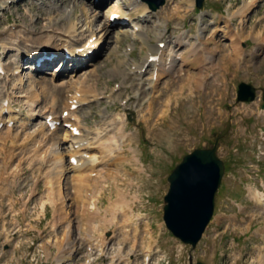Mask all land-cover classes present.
Instances as JSON below:
<instances>
[{"label": "rangeland", "instance_id": "1", "mask_svg": "<svg viewBox=\"0 0 264 264\" xmlns=\"http://www.w3.org/2000/svg\"><path fill=\"white\" fill-rule=\"evenodd\" d=\"M7 1L15 2L3 15L0 13V33L1 30L10 29L11 31V29L24 27L27 31L34 30L31 33V36H34L35 33H43V27L46 25H53L57 29L66 23L68 25L69 20H72L77 24L79 31H83L78 45L86 42L92 31L97 35L94 36L95 38L101 33L104 34V40L100 42V52L94 56L90 64L82 65L81 68L71 66L68 59L64 60L62 68L58 62L62 54L53 47L49 49L55 52L52 63L45 65V62L40 72L37 73L34 68H24L33 67L34 55H38V52L44 48L41 47L38 50L40 47L38 45L33 48L34 43L31 39L22 44L30 58L9 56L1 60L4 67L10 71L14 66L20 67L18 70L20 74H16L14 82L7 88H5L7 79L0 80L1 102L5 97L3 93L6 91L11 96L9 103L15 111L21 113L22 116L18 114L24 120L23 123L32 124L15 127L14 130L7 131L6 128L0 130V192H5V186L14 184L22 170L28 168L30 173L34 172L32 177L34 180H41V184L38 185V201L43 204L46 197L47 200L49 199L47 195L49 189H43L42 185L47 179L46 173L50 168L47 161L49 158L41 154L54 139L58 141L62 150H65L68 141L59 137L64 132L62 130L54 133L52 140H48L47 135L44 138L38 137L37 130L41 127L43 117L51 112L52 97L56 95L63 102L58 105V109L55 108L54 114L59 116L66 104L67 92L72 94L76 90L75 86L65 85L67 82L65 80L73 71L76 73L74 79H79V75L83 72L90 73L96 70L95 76L89 78L83 91L86 90L88 95L92 92V97L95 96L94 92L101 97L80 110L84 116L81 127L94 132L95 127L99 131L105 129L108 124H113L116 130H113L112 137L113 135L118 137L115 138L118 139L115 146L122 143L117 129L119 126H125L127 131H125L123 148L134 147L136 159H139L138 166L143 168L141 175L140 173L138 175L129 168L128 161L123 158L116 160V163L121 166H115L114 170H112L114 165L111 161L107 162V166L103 164L105 168L101 163H98L96 168L98 172H102L100 174L103 178L108 169L112 172V176L106 180L107 188H104L103 193L97 198L100 217L110 219L111 215L105 212L107 202H114L119 197H123L127 201L122 206L123 211L129 204L135 212L144 217L138 220L140 225L138 237L124 235L125 229L130 230L127 225L121 228L110 222L103 226V222L91 221L89 218L93 219L94 215L91 216V210L87 213L86 210L81 209L80 196L75 195L73 189L76 179L73 173H69L66 183L63 182L61 188L62 198L58 200L59 205L55 207L59 208V211L64 210L63 213L65 212L66 216L65 222L59 227L62 230L66 228L70 232H67L68 235L65 236L62 230L54 229L50 223L55 232L50 230V226L48 227L47 230L51 232L47 234L48 241L44 246L45 257H48L42 264H81L89 235L103 240L107 234L114 233L112 244L120 243L126 247L137 244L146 249L151 248L156 242L159 246L161 245L160 247L166 245L170 239L163 236L168 231L163 224L162 199L168 190L167 177L185 154L196 148L211 147L216 136L220 139L217 155L223 160L227 169L225 168V175L216 194L215 217L207 229L199 253L192 257L205 264H263L264 207L257 202V196L260 195L264 203V60L258 59L254 63L244 61L243 66L237 63L239 60L232 57V54H235L240 46L248 51L253 45L264 43V28L261 27V23H253L252 18L243 25L240 17L232 15V11L241 6L240 1L205 0L204 7L199 11L195 8L194 0H166V4L156 13H147V18L144 17L145 15L140 16V12L135 13L132 15L133 19L135 18L132 22L138 20L136 23L138 22L143 32H146L145 45H142L140 40L134 39V35L132 36L133 29L129 27L131 23L111 26L107 31H101L110 6L116 3L123 8L126 4L121 0H107L97 7L93 5L92 0ZM252 3L254 0L249 1L246 6L249 7ZM191 4L192 6H189ZM81 5L90 6L91 9L88 13H84L80 9ZM257 6L260 10L263 3L258 2ZM248 7L245 8L248 9ZM200 14L202 15L201 23ZM91 20L92 25L89 24ZM200 24L204 27L206 25V30L200 37V46L204 48V54L199 60L207 58L203 64L195 65L189 62L190 64L181 65L180 60L177 59L173 70L157 82L154 94L149 90L148 79L152 74L150 68L141 74L140 81L137 73L129 74V71L133 69L131 63L136 64L142 61L144 54L152 52L153 48L149 49V46L158 42L161 36L157 35L161 31L163 35L170 36L168 38L171 39L186 30L185 37L188 43L176 53H181L188 60L194 61L193 48L198 49L196 44L198 41L194 38L197 26ZM65 28L62 27V29ZM118 31H122L124 35H119L117 38ZM18 35L15 38H18ZM7 36L9 38L0 39V44L12 39L9 34ZM25 38L26 36L23 35L18 40L25 41ZM244 43L246 46H243ZM26 44L32 45L31 48ZM171 47L167 44L163 58H167L166 53ZM10 54L13 55V53ZM168 62L163 61L166 68ZM197 66L202 68L201 71L204 73L202 76L205 78L198 76L197 72L200 70ZM113 69L120 73L114 72ZM181 74L184 76L181 77ZM125 75L128 76L123 79ZM186 75L195 76V79L200 78L201 80H196L202 88L194 90L195 88L192 87L189 91V83H187L185 91L179 96L181 81ZM20 78L22 86L15 87L14 84L21 83ZM43 78L46 84H39L38 82ZM50 79H53V82L64 80L60 82L64 86L59 87L58 94L52 93L51 85L54 84ZM241 82L252 84L258 91L254 102L245 104L236 102V89ZM17 87L21 88L20 91ZM174 93L176 96L173 95ZM152 95L155 96L151 98ZM29 102L35 103L33 105ZM30 115L33 116V120H30ZM43 133L46 134L44 131ZM83 133L85 134V131ZM38 140L42 143L41 150L34 152L37 150L34 146ZM113 149L115 153L119 151L116 147ZM93 152H96L99 160L102 159L100 149H93ZM123 166L126 167L125 170ZM54 174L55 172L50 173V177ZM113 177H115V185H113ZM3 207L4 205L1 206L0 221L7 218ZM46 211H52V208L47 207ZM57 217L61 215L58 214ZM120 222L125 223L124 219H120ZM147 224L152 228L151 234L143 231ZM46 225L43 221L37 223V228L43 230ZM198 247L193 251L194 253L198 251ZM129 254L125 251L124 255L128 257ZM134 256L138 258V252L134 253ZM41 261L42 257L39 259L38 254L33 252L29 254L22 250L18 251L13 259L5 257L0 264H41Z\"/></svg>", "mask_w": 264, "mask_h": 264}, {"label": "bare ground", "instance_id": "2", "mask_svg": "<svg viewBox=\"0 0 264 264\" xmlns=\"http://www.w3.org/2000/svg\"><path fill=\"white\" fill-rule=\"evenodd\" d=\"M104 1L105 0H100L97 4H94L93 3V5H95L97 7V6H99ZM5 3L6 2L0 0V12H2L3 9L7 6ZM252 5H253V3L250 4L249 7H251ZM123 6L124 7L122 8L120 5H118L116 3H114L112 6H110L109 11L107 12L108 13L107 19H105L106 22L103 23V26H102L101 31L102 30H106V31L108 30V28H109L108 24L110 25L109 18L114 13L115 14H118L121 19L122 18L128 19V22L129 21L131 22L133 20L132 15H134L135 13H137L141 9H142V11L140 12V16H142V15L144 16L145 15V18L148 17V15H147L148 12L145 9L144 4L141 3L139 0H128L127 3L125 5H123ZM189 6H192V4L189 5ZM247 7L248 6H246V8ZM124 8L126 10H123ZM80 9H81L82 12L88 13L89 12V9H91V7L90 6H86V5H81L80 6ZM86 9H88V11ZM173 13H175V12H173ZM199 19H200V23H201V21H202V15L201 14L199 15ZM136 21H138V20H135V22ZM135 22H134V24H131V28L133 29L132 36L134 35L133 36L134 39L140 40L142 42V45H145L146 44V35L147 34H146V32H143L142 26L139 23L137 24ZM244 22H246V20L243 19L242 24H244ZM92 23H93V21L91 20L89 22V24L92 25ZM163 23H165V22H163ZM62 27H66V28L65 29H62ZM62 27L55 29L53 25H50L49 24V25H46V26L43 27L44 28V32L43 33H35L34 36H31V33H33L34 30H28L27 31L26 28L21 27L20 29H18V30H16V31H14V32H12V33L9 34V36L12 37V39L9 41L10 46L2 45L1 46L2 52L4 53V52L7 51V49L10 48V49H13L12 51H14L15 53H19L20 56L21 55L27 56L26 54H27L28 51L24 47H22V44L24 45L26 42H29V39H31V41L34 43L33 48H36V45L40 46V47H38V50H40L41 47H44V48L41 49L42 51L40 50L38 52V55L35 56L33 54L34 55V57L32 56L33 59H37L38 57H42V56L49 55V54L53 53V52H51L52 50H49V49H51V47H53V49H57L59 51H63V52L65 51V52H67L68 55H69V57H70V62L73 63L72 65L74 67H78V68H80V66H82L83 64L87 63V61H85V62L83 61V58L85 59V58H88L89 56L92 57V55H95L96 53H99L100 52L99 45H100V42H102L104 40V34L101 33L100 36L97 37V39H95L94 41H92V38L94 36H97L96 33L94 31H92L89 34L86 42H84L82 45L79 46L78 43L82 39L80 37V35H82L83 31L82 32L79 31V28L77 27V24L75 23V21L69 20L68 25L66 23ZM205 30H206V25H205V27L202 26L201 24L197 26V32L195 34V38L194 39H196L198 41L196 43L198 45V49L193 48L194 49V51H193L194 52V59H195L194 61L193 60L191 61V59L188 60V58L186 56H183L181 53L180 54H177L176 53L177 56H179V60H180V64L181 65L190 64L189 62H191V64L193 63L195 65H197V64L200 65L201 63L203 64L205 61H207V58L203 59L202 61L199 60V58L202 56V54H204L203 53L204 48L202 46H200L201 45L200 44V37L205 32ZM185 31L181 32L179 36L174 37L175 40H167L166 37H165L166 35L165 34L163 35L161 33L162 32L161 31L157 35L159 37L161 36L159 38V40H158V43H160V42H170L173 45H179L180 48H181V46H186V44L188 43V40L185 37ZM17 34H19L17 36L18 38H21V36H23V35L26 36V38L24 39L25 41L17 40L18 38H15V36ZM116 35H117V38H119V35H124V33L122 31H118L116 33ZM254 35H256V34H254ZM105 37H107V36H105ZM256 37H255V39H256ZM252 38L254 39V37H252ZM232 42H234L233 38H232ZM193 45H194V43H193ZM79 48H82V50L80 51ZM151 48H153L152 52H149V53L147 52L146 54H144V56L142 58V61H140V62H138L136 64H132V65H134V68H135L136 72L138 73L137 77L139 78V81H140V76H141L142 69L144 67L145 68L152 69L153 74L151 75V78L148 79V80H149V90L151 91V93L154 94V92L156 91V89H155L156 88V84L160 80V78L161 77L162 78L165 77V75L167 76L169 74V72L173 69V66L175 65V60H177V57H176V54H175V50H177V49L173 50L172 48H169V51L166 54V56L168 57V61H169L168 62V66L166 68V66H164L165 64L163 65V61H164L163 54H165L164 49L166 47L164 46L163 49H160V47L157 46L156 44L155 45L151 44V46H149V49H151ZM174 48H175V46H174ZM146 50H147V48H146ZM146 50H145V52H146ZM156 54H159L160 55L159 59L157 61H151V62H149L148 59L151 56L156 55ZM190 58H192V57H190ZM45 62H47V61H45ZM44 63H43V65H44ZM163 67H165V68H163ZM24 68H30V67L27 66V67H24ZM18 69H19V66L15 67L13 69V71L18 70ZM199 69H202V68L199 67ZM72 70H74V69H72ZM113 71L114 72H117V73H120L116 69H113ZM204 71H206V70H204ZM74 72L75 71H73L72 73L69 74V77H67V80H65V81H67L65 83V85L75 86V89L76 90H75V93H74V97L76 96L77 93H81L80 97H78V103H77L78 104V108L77 109H79V107L81 105L89 104V103H91L93 101H97L99 99V97H100L99 96L100 94H96L94 92L95 96L92 97V95H91L92 92L87 91L91 95L90 96V95H88L86 93V90L83 91V88L85 89V84L89 80V78H91V76H95L96 70H94L93 72L90 71V73H84L83 72L81 75H79V79H74V77H75L74 74H76ZM197 74H198V76H200L202 78L201 71L197 72ZM154 76H155V79H153ZM183 76H184V74L181 75V77H183ZM126 77H127V75H125L123 77V79H125ZM196 79H200V78L196 77ZM196 79H195V76H191V75L188 76V75H186V77H184V80L181 81L182 84L180 85V89H179L178 95L181 96L183 94V92L185 91V86H186L187 83H189V86H188V90L189 91H190V89H192V87L195 88L194 90H196L197 88H202V87H200V85L197 82L198 80H196ZM62 81H64V80H62ZM20 82H21L20 83V86H21L22 85V79L21 78H20ZM38 83L39 84H41V83L46 84L44 78L43 79H40V82H38ZM77 85H79V87H77ZM51 88H52V93L54 95L59 93V89H60L59 87H57L55 85H51ZM175 93L173 94L174 96H176ZM154 96L155 95H152L151 98H153ZM156 96H158V93L156 94ZM51 101H52V103H51L52 106L51 107H52L53 111H54V108H57L58 105H61L63 103L62 100H60V98L58 96H56V95L52 97ZM3 102H5V99L2 102H0V113H1V111L8 112L9 119H13V120L15 118H18V116H20L18 114V112L13 111V108H11V105H5ZM151 104H152V101H151ZM69 106H70L69 104L65 105V107H69ZM166 111H167V109H166ZM83 117L84 116L81 115L80 113H78V111H70L69 114H68V118L67 119L68 120L72 119V120L75 121V123L77 124V126L78 125L81 126L80 124L82 123ZM108 123H106V125ZM118 125H119V123H118ZM115 127L116 126H114L113 124H108V126L105 127V129H102V130H99V131H97L96 130V127H95V129L93 128L94 133H90L89 130H85L86 133L84 135V139L88 138L87 143H83L84 139H81L80 137H73V141L75 143H77L80 140V142L78 143L79 146H85L89 150L90 149H94V148L101 149L102 151H100V153L102 154L103 159L100 161V163L102 165L103 164L104 165L106 164V166H107V162L108 161H111L112 164L114 165V168L112 170H114L116 168L115 166L120 165V164H117L116 163V160H118L120 158H123L126 161H128V164L130 166L129 168L133 172H135V173H137L139 175V173L142 171L143 168H141V167L138 166L139 159H136V155L134 154V150H133L134 147H130L128 149H124L123 148L124 138H125V133H126L125 131H127L125 129V126H121V127L119 126L118 127L119 129H117L118 132H119V137H121L120 140L122 142V148H118L119 151L117 153H115V151H114L113 148H115L116 145L113 146V144H115L118 141V139H115V138H118L117 136H114L113 135V137H112V133L114 132L113 130L115 129ZM83 129H85V128H83ZM127 134H129V133H127ZM115 135H116V133H115ZM66 136L67 135H66V132H65L64 135H62L61 137L62 138L63 137L66 138ZM128 136H130V134ZM103 142H106V143L104 144ZM125 142H126V139H125ZM49 153H51V156H53V166H52V168H53V171L55 172V174L52 177H50V178L56 179V177H57L58 179H57V183H55V184H53L51 186V188H50V190L48 192V198L49 199L46 202H50L51 204H55L56 205V204H58L57 201L62 198V194H63V192L61 191V188L63 187L62 186L63 185V182L61 180L62 175H60L59 173H61L62 171L64 172V168H63L64 165H63V158H62L63 155H64V152L59 148V146L58 147L55 146L54 149H50ZM75 153H78V152L75 151ZM87 157L89 158V162H91V166H93L94 165V162H95V159H97V158L94 155H92V156L89 155ZM125 160H123V161H125ZM47 161H48V159H47ZM123 167H124V170H125L126 167L125 166H123ZM103 168H105V166H103ZM67 169H71L72 171L76 172V169H79V168H75L74 166H70V167H67ZM141 173H140V175H141ZM77 176H78V174H77ZM111 176H112V172L111 171L109 172V169H108V171L105 173L104 180H101L100 175H99V179H96V180L93 179L92 180V183L95 184L94 191H93L94 197L92 198L91 203H89V205L87 206V209L89 210V212H90V210L92 211L90 214H91V216L94 215V217H93V219L92 218H89V219L91 221L96 220L99 223L103 222V226H105L107 222H112V223H118L119 222L121 224L120 219H124V222H125L126 225H132V224H134L137 227V225L134 223V221H135L134 218L137 217V220H139L142 217L139 216L134 211V208L130 207L129 204L126 205V208L129 209L127 212H124V211L120 210V208L127 203V201L124 200L123 197H119L114 202H112V201L107 202V206H106V211L105 212L106 213L109 212V214L111 215V218L110 219H107L106 220V219H102L100 217V211H98V207H97V204H98L97 203L98 202L97 198H99L100 195L103 193L104 188H107V186H106V180L108 179V177H111ZM83 179L84 178L82 176H78V178L76 179V182H75V185H74V190L76 191L77 194L81 192V190L83 189V187H84V185L86 183V182L83 181ZM114 180H115V177H113V185H115V181ZM97 184H100V185H97ZM257 197H258L257 202L258 203H261V197H260V195L257 196ZM84 208H86V207H84ZM103 217H105V215ZM128 231H125V234ZM131 235L133 237H136L137 236L136 231H134ZM128 237H129V235H128ZM132 250H136V247L134 246L132 248ZM263 264H264V260H263Z\"/></svg>", "mask_w": 264, "mask_h": 264}, {"label": "water", "instance_id": "3", "mask_svg": "<svg viewBox=\"0 0 264 264\" xmlns=\"http://www.w3.org/2000/svg\"><path fill=\"white\" fill-rule=\"evenodd\" d=\"M152 10L163 0H146ZM203 0H196L198 8ZM250 86L241 84L238 100H252ZM216 144L186 155L168 178L169 190L164 198V221L167 228L193 246L200 239L214 209V194L221 182L224 165L216 156Z\"/></svg>", "mask_w": 264, "mask_h": 264}]
</instances>
